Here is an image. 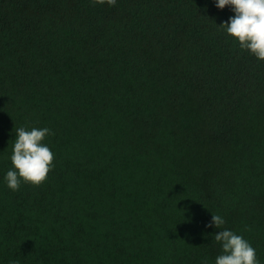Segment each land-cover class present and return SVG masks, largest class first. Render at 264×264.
I'll use <instances>...</instances> for the list:
<instances>
[{
    "label": "trees",
    "instance_id": "16d2710c",
    "mask_svg": "<svg viewBox=\"0 0 264 264\" xmlns=\"http://www.w3.org/2000/svg\"><path fill=\"white\" fill-rule=\"evenodd\" d=\"M215 0H0V264H215L212 214L264 264V61ZM48 127L40 185L4 182Z\"/></svg>",
    "mask_w": 264,
    "mask_h": 264
},
{
    "label": "clouds",
    "instance_id": "9594fccd",
    "mask_svg": "<svg viewBox=\"0 0 264 264\" xmlns=\"http://www.w3.org/2000/svg\"><path fill=\"white\" fill-rule=\"evenodd\" d=\"M96 3L115 6L117 0H94ZM215 6L224 9L230 6L233 15L220 25L224 31L238 43L241 50L254 55L257 60L264 61V0H215ZM51 134L48 127H18L10 156L12 167L4 174V182L13 191L19 189L21 183L40 185L46 180L54 165V153L44 143ZM226 223L220 214H212V219L205 227L218 228L213 240L221 248L215 257V264H261L253 245L236 231L221 227ZM9 264H19L12 260ZM201 264H209L206 257Z\"/></svg>",
    "mask_w": 264,
    "mask_h": 264
}]
</instances>
